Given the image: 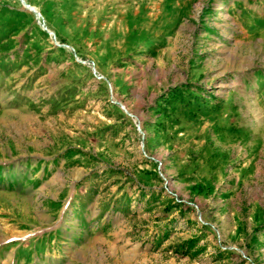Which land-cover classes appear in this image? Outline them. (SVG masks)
<instances>
[{"label": "rangeland", "instance_id": "rangeland-1", "mask_svg": "<svg viewBox=\"0 0 264 264\" xmlns=\"http://www.w3.org/2000/svg\"><path fill=\"white\" fill-rule=\"evenodd\" d=\"M24 1L0 0V264H264V0Z\"/></svg>", "mask_w": 264, "mask_h": 264}, {"label": "trees", "instance_id": "trees-1", "mask_svg": "<svg viewBox=\"0 0 264 264\" xmlns=\"http://www.w3.org/2000/svg\"><path fill=\"white\" fill-rule=\"evenodd\" d=\"M179 91H173V93L170 94V96H174L176 99H178V101H183V93L180 92V94H178ZM91 187V190L94 188V186H90ZM89 192V191H88ZM179 204H175L174 206H178ZM195 241V240H194ZM193 240H191L189 243H188V247L191 248L194 246L195 242ZM185 251V250H183ZM187 251V250H186ZM189 251V250H188Z\"/></svg>", "mask_w": 264, "mask_h": 264}, {"label": "water", "instance_id": "water-1", "mask_svg": "<svg viewBox=\"0 0 264 264\" xmlns=\"http://www.w3.org/2000/svg\"><path fill=\"white\" fill-rule=\"evenodd\" d=\"M23 3L32 11H34L36 14H39V12L31 5H29L28 3H26V1L22 0Z\"/></svg>", "mask_w": 264, "mask_h": 264}]
</instances>
